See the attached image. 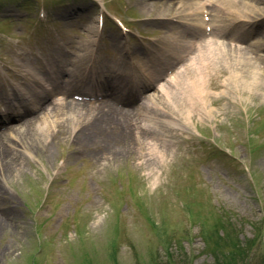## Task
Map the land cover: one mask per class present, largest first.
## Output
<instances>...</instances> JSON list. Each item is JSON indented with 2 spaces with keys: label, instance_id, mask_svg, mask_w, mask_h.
Segmentation results:
<instances>
[{
  "label": "rangeland",
  "instance_id": "374dc122",
  "mask_svg": "<svg viewBox=\"0 0 264 264\" xmlns=\"http://www.w3.org/2000/svg\"><path fill=\"white\" fill-rule=\"evenodd\" d=\"M226 2L0 0V97L47 96L37 75L92 98L0 137V264H264V0ZM172 36L240 48L215 57L197 109L156 93L197 56L171 46L155 62ZM133 66L161 80L144 91ZM120 103L144 107L100 123Z\"/></svg>",
  "mask_w": 264,
  "mask_h": 264
},
{
  "label": "bare ground",
  "instance_id": "6f19581e",
  "mask_svg": "<svg viewBox=\"0 0 264 264\" xmlns=\"http://www.w3.org/2000/svg\"><path fill=\"white\" fill-rule=\"evenodd\" d=\"M223 1V2H222ZM171 2V1H170ZM166 4L164 7H166V9H168L172 14L176 13V8L177 5H174L172 2L171 3ZM197 4L193 3V7H195ZM225 6H228V2H226V0H221L220 6L217 4H213L212 7L221 10L222 8H225ZM206 8V7H203ZM186 9L185 6H183L181 8V10ZM201 9V4H200V8ZM183 12V11H182ZM167 17V16H166ZM188 22V20H187ZM196 27H198L197 25H195ZM91 33L95 32L94 29L90 28L89 29ZM205 31V30H204ZM196 36V35H195ZM173 42H169V44L167 43H161V47H158L155 49V53L157 54L156 57H154V61L157 62L158 59L160 58L159 52L161 53V51L165 50L166 48H171V46L174 49H177V51L180 52H188L190 51L193 47L192 52H188L190 54H195L197 53V56L195 58H192V61L189 65H187L184 70L182 72H180V76H178L176 78V75L173 77V79L171 80V82H166L165 85H163L161 87V90L156 91V93L161 92L162 91V101H165L167 103V105H169L171 108H174L175 110L179 111L180 109L186 108L188 110L190 109H197L199 108V106L202 104V102L205 100V98L207 97V94L205 92V75L207 74V72L214 66V59H216L217 57H221L224 58V56H228L230 53L231 54H238L237 50L240 48H231L230 46H228V42L230 40H228L226 43L223 42H208V41H204V43H200L199 45L197 44H190V42H183V41H179L176 40L174 36H172L171 39ZM230 52V53H229ZM185 56H180L177 55L175 60H184ZM198 57V58H197ZM216 57V58H215ZM197 60L196 63L193 62V60ZM194 60V61H195ZM140 63H144L146 65L144 66H148L150 63V60L146 59V60H140ZM153 62V61H151ZM193 62V63H192ZM134 71H137V68L134 67L133 68ZM154 71V70H153ZM139 74V77L143 78V76H145L144 80H147V82H155L157 81V79L159 78V72L156 70L155 73H151V71H147L146 73H142L140 70L137 71ZM223 73V72H221ZM114 74V72H113ZM115 76L118 75H122L125 74L126 72H122L119 71L117 73H115ZM137 76V75H135ZM37 77V75H36ZM138 77V76H137ZM184 77V78H183ZM148 78V79H147ZM180 78V79H178ZM39 82V81H36ZM172 83V84H171ZM118 86V85H117ZM153 86L151 85H146L145 87H143L142 89L144 90H148V89H152ZM128 93V92H127ZM154 94L152 93L150 95V97H152ZM66 97V96H64ZM61 98L55 101L54 106L58 107V113H55L56 115H58L59 113H61V115H75L76 113L78 114H82V112L85 111V107L81 108V103L78 102H74V100H68V98ZM148 97V95L146 96ZM45 100V98H44ZM115 101V100H114ZM40 102V101H39ZM37 102V103H39ZM44 102V101H43ZM51 103H49L48 105L42 104L40 105V107L38 108V112H37V117H31L30 116V112H28L27 114L25 113V116L20 119L17 124L15 125H11V126H6L4 131H0V137L2 135H4V133H7L9 130H12L13 128H17L18 127V133L20 134V137H25L26 134L28 133L27 130L23 129L24 128V124L26 123H30L32 121L35 120H40V116L43 115L49 105ZM125 104V105H124ZM122 104L121 106L124 107H110L109 112L110 114H103L102 117L100 118V123L102 124H106L107 122H116V121H121V122H125L127 121L131 116L139 114L140 111H142L143 109V105L140 104L138 106H132V105H127L126 103ZM108 110V109H107ZM170 110V109H169ZM35 116V115H34ZM13 118V116H12ZM19 125V126H17ZM17 126V127H16ZM37 130L39 132H47L50 129V123L47 122V119H41L40 121V125L36 126ZM22 129V130H19ZM140 134L139 137H144L145 136V132L146 130L144 128H140ZM86 140V139H85ZM4 152V146L1 144L0 142V156L3 154ZM156 157L159 159V161L161 162V157H159L158 155H156Z\"/></svg>",
  "mask_w": 264,
  "mask_h": 264
}]
</instances>
